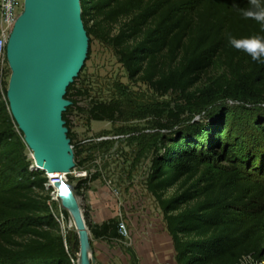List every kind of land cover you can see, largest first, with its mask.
Instances as JSON below:
<instances>
[{"label":"trees","instance_id":"1","mask_svg":"<svg viewBox=\"0 0 264 264\" xmlns=\"http://www.w3.org/2000/svg\"><path fill=\"white\" fill-rule=\"evenodd\" d=\"M80 1L87 35L112 48L129 78L161 95L174 94L187 107L219 105L206 118L218 115L217 120L193 121L166 136L146 177L176 263L264 260V63L227 42L229 34L264 36L259 24L243 19L237 10L248 8V0ZM83 68L67 86L65 97L71 104L62 113L75 166L79 144L74 142L70 114L79 111L87 123L113 122L121 114L116 101L90 98L86 106L79 104L87 95L76 87ZM203 76L207 82L199 86ZM228 102L242 109V122L230 117L224 105ZM175 107L167 114L179 121L185 109ZM32 164L0 73V264H76L51 211L53 187L45 172ZM97 178H81L77 188L88 189ZM171 188L174 193L166 196ZM118 228V219L111 218L90 231L96 239H117Z\"/></svg>","mask_w":264,"mask_h":264},{"label":"rangeland","instance_id":"2","mask_svg":"<svg viewBox=\"0 0 264 264\" xmlns=\"http://www.w3.org/2000/svg\"><path fill=\"white\" fill-rule=\"evenodd\" d=\"M88 38L89 55L84 61V68L76 84L77 88L85 89L87 95L80 99L79 104L86 106L90 98L116 101L121 105V114L113 122L90 121L89 123L86 122L85 115L77 110L70 114L71 131L75 135L74 142L79 144L76 147L79 165L70 171L68 177L65 175V181L79 202L89 231L92 254L96 264H100L93 246L97 239L90 231V227L99 225L95 220L99 221L105 217L118 219L119 226L123 224L127 231L126 235L119 233L122 240L129 235L124 218L128 212L125 209L130 202L146 204L160 210L145 185L152 158L161 151L163 140L172 132L185 129L193 121L209 123L217 120L218 115L206 118L208 114L216 113L219 105L204 108L187 107L181 101H177V96L174 94L157 93L147 83L129 78L111 47L94 35H89ZM0 73L7 87L9 78L7 62L0 65ZM206 82L207 77L203 76L199 86ZM176 104L185 109L179 121L171 119L167 114V109L176 111ZM224 105L230 108V117L238 118L241 122L246 118L242 109L234 103L228 102ZM161 112H163L162 116L159 114ZM159 124H165L167 128L160 129ZM26 149L30 157L27 146ZM93 174H97L98 178L89 183L88 189L77 188L79 179ZM174 190L175 188L168 189L165 195H172ZM50 196L55 206L53 211L59 221L60 233L66 238V247L74 251L77 264L79 240L72 217L68 211H66L67 215L62 212L63 207L55 187L50 192ZM98 203L103 207L94 211V206ZM160 212L162 214L161 210Z\"/></svg>","mask_w":264,"mask_h":264},{"label":"water","instance_id":"3","mask_svg":"<svg viewBox=\"0 0 264 264\" xmlns=\"http://www.w3.org/2000/svg\"><path fill=\"white\" fill-rule=\"evenodd\" d=\"M80 0H23L5 46L9 69L6 100L30 151L32 168L57 176L54 187L79 240L78 264H96L89 231L65 181L75 167L62 113L71 104L67 86L87 57L89 38Z\"/></svg>","mask_w":264,"mask_h":264},{"label":"crops","instance_id":"4","mask_svg":"<svg viewBox=\"0 0 264 264\" xmlns=\"http://www.w3.org/2000/svg\"><path fill=\"white\" fill-rule=\"evenodd\" d=\"M99 207H103L102 204H95L93 210ZM127 207L124 221L129 229L128 237L95 240L97 261L100 264H177L173 242L160 210L134 201ZM111 218L95 221L101 224Z\"/></svg>","mask_w":264,"mask_h":264},{"label":"clouds","instance_id":"5","mask_svg":"<svg viewBox=\"0 0 264 264\" xmlns=\"http://www.w3.org/2000/svg\"><path fill=\"white\" fill-rule=\"evenodd\" d=\"M248 5L249 7L246 9H239L237 6V10L243 19L254 20L264 31V0H248ZM227 42L232 48L251 57L253 61L264 63V36L236 37L229 34Z\"/></svg>","mask_w":264,"mask_h":264},{"label":"built area","instance_id":"6","mask_svg":"<svg viewBox=\"0 0 264 264\" xmlns=\"http://www.w3.org/2000/svg\"><path fill=\"white\" fill-rule=\"evenodd\" d=\"M23 7V0H0V65H3L6 62L5 58V46L8 39V36L11 32L14 21ZM50 180V185L54 187L56 181L55 176H50L46 174ZM54 209H51L53 211ZM119 233L121 235H126L127 231L123 224L119 226ZM264 264V260L254 261L252 259L244 258L239 264Z\"/></svg>","mask_w":264,"mask_h":264},{"label":"bare ground","instance_id":"7","mask_svg":"<svg viewBox=\"0 0 264 264\" xmlns=\"http://www.w3.org/2000/svg\"><path fill=\"white\" fill-rule=\"evenodd\" d=\"M50 176H55V177H57V176H63V175H56V174H49ZM72 223L70 222V225H71ZM72 227V226H71ZM88 236H89V234H88ZM78 255V254H77ZM77 264H78V256H77Z\"/></svg>","mask_w":264,"mask_h":264}]
</instances>
